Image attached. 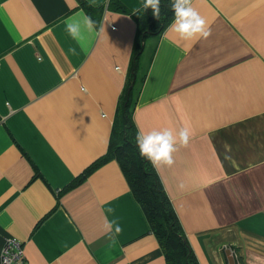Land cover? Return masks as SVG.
<instances>
[{"label": "crops", "instance_id": "crops-1", "mask_svg": "<svg viewBox=\"0 0 264 264\" xmlns=\"http://www.w3.org/2000/svg\"><path fill=\"white\" fill-rule=\"evenodd\" d=\"M144 3L0 0V253L17 238L26 264H167L119 161L83 176L109 150ZM186 6L210 35L176 17L145 40L134 121L171 135L174 163L152 162L199 264H264V0Z\"/></svg>", "mask_w": 264, "mask_h": 264}, {"label": "trees", "instance_id": "trees-1", "mask_svg": "<svg viewBox=\"0 0 264 264\" xmlns=\"http://www.w3.org/2000/svg\"><path fill=\"white\" fill-rule=\"evenodd\" d=\"M189 1L181 0L185 5ZM177 2L178 0H159V18L153 14L151 6L133 14L139 27L134 62L131 66L133 70L127 86L119 98L110 147L105 156L91 165L83 176H87L111 159L119 161L133 194L150 219L152 229L161 243L167 264H199L151 158L141 155L140 144L137 140V137L139 136L141 139V136L134 121V111L137 106L134 82L136 81L137 62L144 42L149 37L161 35L177 17L173 7ZM103 9L85 8L96 23L100 21V17L96 13L103 12ZM109 9L130 13L119 3H112ZM82 178L84 177H80L77 181Z\"/></svg>", "mask_w": 264, "mask_h": 264}, {"label": "clouds", "instance_id": "clouds-1", "mask_svg": "<svg viewBox=\"0 0 264 264\" xmlns=\"http://www.w3.org/2000/svg\"><path fill=\"white\" fill-rule=\"evenodd\" d=\"M151 6L153 9V14L159 18V0H145L144 7L147 8ZM176 10V15L181 21L176 31L185 34L187 36L193 35V33H200L202 37L207 38L210 32L206 29V21L201 18L199 13L190 6H186L181 0L173 5ZM88 27L91 28V22L88 23ZM68 33L75 39L80 37V26L77 23L67 24ZM82 92H87L86 86H82ZM181 143L186 145L189 140V131L184 129L181 132ZM171 135L169 133L164 134H152L144 136L143 139L137 137L140 144L141 155L149 156L152 161H163L165 164L171 166L174 163L171 153L173 152V147L171 143ZM112 211V209H109ZM122 229L117 226L116 232H121Z\"/></svg>", "mask_w": 264, "mask_h": 264}, {"label": "built area", "instance_id": "built-area-1", "mask_svg": "<svg viewBox=\"0 0 264 264\" xmlns=\"http://www.w3.org/2000/svg\"><path fill=\"white\" fill-rule=\"evenodd\" d=\"M237 264L239 262V255L233 253ZM24 245L17 238H7L5 245L0 253V264H26L25 263Z\"/></svg>", "mask_w": 264, "mask_h": 264}, {"label": "water", "instance_id": "water-1", "mask_svg": "<svg viewBox=\"0 0 264 264\" xmlns=\"http://www.w3.org/2000/svg\"><path fill=\"white\" fill-rule=\"evenodd\" d=\"M233 264H235V263H233Z\"/></svg>", "mask_w": 264, "mask_h": 264}]
</instances>
